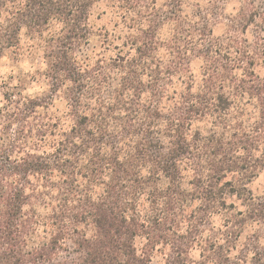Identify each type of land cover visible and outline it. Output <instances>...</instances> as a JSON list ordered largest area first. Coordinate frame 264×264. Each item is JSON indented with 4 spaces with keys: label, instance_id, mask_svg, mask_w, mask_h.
Masks as SVG:
<instances>
[{
    "label": "trees",
    "instance_id": "16d2710c",
    "mask_svg": "<svg viewBox=\"0 0 264 264\" xmlns=\"http://www.w3.org/2000/svg\"><path fill=\"white\" fill-rule=\"evenodd\" d=\"M227 2L0 0L45 85L0 73V264H264V5Z\"/></svg>",
    "mask_w": 264,
    "mask_h": 264
},
{
    "label": "rangeland",
    "instance_id": "374dc122",
    "mask_svg": "<svg viewBox=\"0 0 264 264\" xmlns=\"http://www.w3.org/2000/svg\"><path fill=\"white\" fill-rule=\"evenodd\" d=\"M260 6L264 5V0H258ZM240 7L239 0H228L225 7V12L227 14L236 13ZM99 12L96 11L94 14L93 21L95 22L96 27L108 26L112 27L111 19L108 15H103L101 17ZM225 32V25L218 24L214 28L215 35H222ZM41 63V58L35 55H26L24 58L17 59L14 56L5 57L0 61V73L5 78H10L13 82H18V79L24 80L25 92L28 94H36L44 91V83L37 82L35 79H32L38 71H36ZM195 68V73H198V68L200 63L195 61L193 64ZM257 72L264 76V66H259ZM252 187L255 191H261L264 187V168L261 170L259 176L253 181ZM139 249L142 247V243H138ZM193 255L197 257L198 253L194 252ZM163 257L160 252H156L153 255L152 264H163Z\"/></svg>",
    "mask_w": 264,
    "mask_h": 264
}]
</instances>
